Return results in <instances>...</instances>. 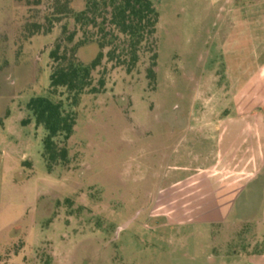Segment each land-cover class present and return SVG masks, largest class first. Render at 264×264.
<instances>
[{
	"label": "rangeland",
	"instance_id": "rangeland-1",
	"mask_svg": "<svg viewBox=\"0 0 264 264\" xmlns=\"http://www.w3.org/2000/svg\"><path fill=\"white\" fill-rule=\"evenodd\" d=\"M153 2L156 81L148 42L131 70L105 57L100 92L74 108L69 161L49 171L27 104L47 94L57 39L100 28L55 16L56 0H0V264H233L262 248L261 224L245 220L263 218L262 177L230 213L218 195L233 158L253 171L264 155V0ZM55 99L70 109L64 88Z\"/></svg>",
	"mask_w": 264,
	"mask_h": 264
},
{
	"label": "trees",
	"instance_id": "trees-1",
	"mask_svg": "<svg viewBox=\"0 0 264 264\" xmlns=\"http://www.w3.org/2000/svg\"><path fill=\"white\" fill-rule=\"evenodd\" d=\"M71 0H56L55 16H72L83 28H100V37H94L84 30V36L75 41V33L67 40L59 38L50 52L52 59L50 85L46 95L32 97L27 107L35 120L46 130L43 138V159L49 171L60 163L69 161L68 141L74 134L77 123L75 107L80 105L83 94L98 93L100 89L92 84V73L105 57L119 58L120 64H127L131 70L140 58V49L148 42L153 50L148 78L156 81L158 59L157 25L160 12L153 0H85V7L75 11ZM101 19V20H100ZM121 37L124 39L121 40ZM96 44L99 51L90 61L81 60L78 50ZM111 47L107 52L105 49ZM104 86V79H100ZM60 88H64L70 109H66L62 99L56 100Z\"/></svg>",
	"mask_w": 264,
	"mask_h": 264
},
{
	"label": "crops",
	"instance_id": "crops-1",
	"mask_svg": "<svg viewBox=\"0 0 264 264\" xmlns=\"http://www.w3.org/2000/svg\"><path fill=\"white\" fill-rule=\"evenodd\" d=\"M221 145L225 148L230 146V142H225V136L221 137ZM222 146V147H223ZM262 149V148H261ZM261 161L259 163V167L251 169V158L244 157L243 159H239L235 161L233 168L236 171L233 173V179L227 185L226 189H221L219 192L218 197L220 199H228L229 200V213L232 211L234 206L237 204V201L240 197V194L244 193V191L255 181L262 177V184L263 188L262 191L264 192V155L261 157ZM236 166H239L237 169ZM263 201H264V194H263ZM246 205V204H245ZM250 205V202L247 200V206ZM263 218H256L254 215L248 213L245 215L246 221H257L259 222L260 227L264 230V209L261 212ZM262 248L256 252L251 253H233L237 259H235L232 263L233 264H264V240L262 241Z\"/></svg>",
	"mask_w": 264,
	"mask_h": 264
},
{
	"label": "water",
	"instance_id": "water-1",
	"mask_svg": "<svg viewBox=\"0 0 264 264\" xmlns=\"http://www.w3.org/2000/svg\"><path fill=\"white\" fill-rule=\"evenodd\" d=\"M128 223H126L125 225H123V227H125Z\"/></svg>",
	"mask_w": 264,
	"mask_h": 264
}]
</instances>
